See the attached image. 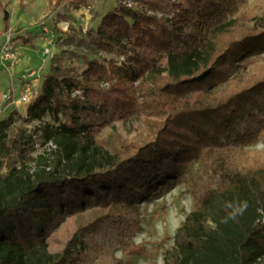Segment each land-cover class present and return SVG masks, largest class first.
Returning <instances> with one entry per match:
<instances>
[{
    "label": "trees",
    "instance_id": "trees-1",
    "mask_svg": "<svg viewBox=\"0 0 264 264\" xmlns=\"http://www.w3.org/2000/svg\"><path fill=\"white\" fill-rule=\"evenodd\" d=\"M245 1H168L158 16L157 1L118 0L96 28L67 37L85 68L51 63L24 119L40 126L11 137L17 112L0 120V264H82L92 235L123 230L136 203L195 166L192 211L163 264H264V155L243 150L264 136V17L239 11ZM136 120L132 139L100 138ZM39 132L47 148L35 158ZM88 211L51 252L55 231Z\"/></svg>",
    "mask_w": 264,
    "mask_h": 264
},
{
    "label": "rangeland",
    "instance_id": "rangeland-1",
    "mask_svg": "<svg viewBox=\"0 0 264 264\" xmlns=\"http://www.w3.org/2000/svg\"><path fill=\"white\" fill-rule=\"evenodd\" d=\"M153 1L158 2V7L151 13L168 16V1L188 5L194 0ZM133 2L138 9L147 8L141 0ZM117 5L118 0H0V38L6 36V33L8 37L10 35L18 53L17 45L21 43L20 46H23V59L20 57L19 64L11 67L16 83L13 88L17 92L12 89L8 78L2 81L0 75V92L10 94L6 102L3 101V94H0V100L5 102L0 106V120L14 111L17 112L15 123L9 130L11 137L20 128L33 131L40 126L38 121L30 124L24 122L26 107L37 98L40 85L49 73L52 62H59L74 73L85 68L84 60L76 57L81 53L75 46L64 44L67 37L74 31L85 33L89 28H96L102 17L113 11ZM237 7L239 11L254 9L260 18L264 17V0H246L239 2ZM20 38L30 41L25 43ZM94 57L96 56H90ZM96 58L119 60L105 53ZM92 119L100 122L99 117H83L85 122ZM44 122L55 124L49 116L44 118ZM138 128H144L142 120L134 121L133 125L123 122L110 124L102 129L100 138L107 142L132 139ZM46 148L39 132L36 151L32 156L36 158ZM243 150L264 155V136L256 143L245 146ZM5 170L2 169V172ZM187 178V181L164 185L158 195L149 196L136 203L129 211L123 230L108 228L92 235L82 264H163L165 252L174 244L177 229L192 211V185L200 178L198 166L194 167L193 173ZM92 216L93 213L88 211L81 217L73 216L63 223L49 239L51 252L62 250L76 233L78 224L86 222Z\"/></svg>",
    "mask_w": 264,
    "mask_h": 264
},
{
    "label": "crops",
    "instance_id": "crops-1",
    "mask_svg": "<svg viewBox=\"0 0 264 264\" xmlns=\"http://www.w3.org/2000/svg\"><path fill=\"white\" fill-rule=\"evenodd\" d=\"M7 39H8V35H7V33H6V36L0 38V75H1L2 81L7 77L8 80L10 81V83H11L12 89H13L15 92H17V91H16L17 89H14V88H13V87L16 86V83H15V80H14L15 76H13V75L11 74V71H13L11 67H16V66L19 64V61H18L17 63H10V62H3V61L1 60V50H2V47L5 45ZM20 39H21L22 42H23V38H20ZM20 44H21V43H19V44L17 45V49L19 50L20 57L23 59V46H20ZM14 45H15V44H14ZM20 64H21L20 66L23 65V60H21V63H20ZM8 65H9V66H8ZM13 65H14V66H13ZM2 75H3V77H2ZM1 78H0V79H1ZM43 80H44V79H43ZM0 83H1V82H0ZM1 85H2V84H1ZM42 85H43V82L41 83L40 88H39L40 90H39L38 93H37L38 96H39V95L41 94V92H42ZM19 92H20V91H19ZM19 92H18L17 94H19ZM1 93H2V92H0V94H1ZM9 93H10V92H9ZM22 93H23V92H22ZM2 94L5 95L6 93L3 92ZM15 96H16V93H15ZM38 96H37V97H38ZM16 97H18V95H17ZM5 102H6V101H5ZM5 102H2V101L0 100V106H3V104H4ZM15 104H16V103H15ZM16 105L18 106V105H19V102H18ZM29 105H30V104H29ZM29 105L26 107V113H27V109H28ZM11 107H16V106H11Z\"/></svg>",
    "mask_w": 264,
    "mask_h": 264
},
{
    "label": "built area",
    "instance_id": "built-area-1",
    "mask_svg": "<svg viewBox=\"0 0 264 264\" xmlns=\"http://www.w3.org/2000/svg\"><path fill=\"white\" fill-rule=\"evenodd\" d=\"M134 0H122L123 5L131 7V8H137V5L133 2ZM20 54L17 52L16 47L14 45L13 39L8 37L5 45L2 47L1 50V60L3 62H10V63H17L19 61ZM124 60L123 58L120 59V61ZM32 76V74H31ZM29 92V89L27 90ZM79 93V92H77ZM10 94L3 95V101H7L9 99ZM78 95V94H77ZM81 95V94H79ZM51 145V144H49Z\"/></svg>",
    "mask_w": 264,
    "mask_h": 264
}]
</instances>
